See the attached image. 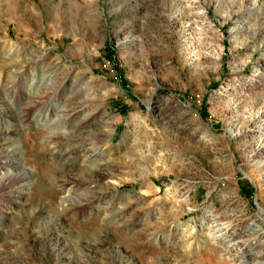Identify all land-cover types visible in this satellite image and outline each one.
Listing matches in <instances>:
<instances>
[{
	"label": "rangeland",
	"instance_id": "1",
	"mask_svg": "<svg viewBox=\"0 0 264 264\" xmlns=\"http://www.w3.org/2000/svg\"><path fill=\"white\" fill-rule=\"evenodd\" d=\"M0 264H264V0H0Z\"/></svg>",
	"mask_w": 264,
	"mask_h": 264
},
{
	"label": "bare ground",
	"instance_id": "2",
	"mask_svg": "<svg viewBox=\"0 0 264 264\" xmlns=\"http://www.w3.org/2000/svg\"><path fill=\"white\" fill-rule=\"evenodd\" d=\"M97 148V147H96ZM91 152V151H90ZM209 222H211V221H209ZM214 222V221H213ZM224 223V222H223ZM226 223V222H225ZM214 224V223H213ZM216 224V223H215ZM217 225V224H216ZM228 225V224H227ZM227 225H222V227H216L217 229H216V233H214V234H216V236H221L222 234H223V232H225L227 229H230V228H228V226ZM209 227H211L210 226V224L208 225ZM229 227H230V225H229ZM233 227V226H232ZM210 229V228H209ZM211 230V229H210ZM213 230V229H212ZM230 232V231H229ZM213 234V235H214ZM225 235V234H224ZM233 235V234H232ZM230 236V235H229ZM226 237V236H225ZM240 237V236H239ZM249 237V236H248ZM218 238V237H217ZM225 239V238H224ZM227 239H230L229 237L227 238ZM234 239V238H233ZM242 240H243V238H241ZM244 241V240H243ZM228 242V241H227ZM233 242H236V240H234ZM238 242V241H237ZM236 242V243H237ZM242 242V241H241ZM234 244V243H233ZM240 244V243H239ZM240 247V246H239ZM246 253V252H245ZM244 254V253H243ZM242 259V258H241ZM243 260V259H242ZM244 261H245V259H244Z\"/></svg>",
	"mask_w": 264,
	"mask_h": 264
}]
</instances>
